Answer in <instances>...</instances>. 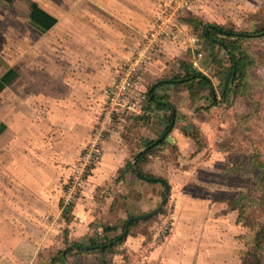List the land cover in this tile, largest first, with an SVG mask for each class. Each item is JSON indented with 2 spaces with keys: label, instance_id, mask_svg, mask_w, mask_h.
<instances>
[{
  "label": "crops",
  "instance_id": "0c3cea01",
  "mask_svg": "<svg viewBox=\"0 0 264 264\" xmlns=\"http://www.w3.org/2000/svg\"><path fill=\"white\" fill-rule=\"evenodd\" d=\"M169 2L0 0V161L4 162V171H10L28 194L48 201L53 214L46 208V216L52 220L44 224L43 242L55 241L54 231L61 214L57 204L65 196L62 188L74 158L85 148L104 115L107 92L117 73L152 30L154 19L163 9L169 12L171 25L185 27V23L172 17L175 7ZM21 6L27 12L26 19L21 18L20 11L14 13ZM21 21L44 37L29 35L26 48H21V40L16 39L10 49L5 42H10L8 35L15 30L13 24ZM214 45L217 44L209 40L208 50H214ZM189 51L193 55L195 50ZM185 52L182 34L175 41L167 39L141 72L134 90L171 96V106L178 113L172 114L169 132L165 133L160 125L159 115L155 117L150 111L155 103L148 102L141 113L145 118L137 116L136 121L117 115L119 121L101 141L102 156L90 167L82 193L70 201L69 221H63L60 215L69 241H82L92 236L93 230L102 232L97 217L108 219L109 225L115 227L111 223L155 212L167 186L164 209L170 207L172 211L170 234L162 243L152 245L156 221L142 234L138 230L127 233L130 228H138V224L128 226L121 242L126 258L114 253L109 264H224L225 260H235L236 253L241 260L246 250L243 235L249 228L238 222V209L231 205L242 193L241 185L232 181L237 174L225 172L227 166L234 165L231 153L212 146L214 134L208 119H204L206 114H189L191 98L178 97L182 94L176 92L173 79L165 77L174 70L169 62ZM200 101L198 105H204L203 99ZM230 103L226 99L224 108ZM185 123L202 130L208 136L207 145L199 148L194 137L184 134L181 125ZM123 124L128 133L121 130ZM160 137L163 142L144 153L145 144ZM134 154L133 167L125 171L124 181L120 178V183L130 181L136 186L134 194L127 195L110 214L106 211L112 197L109 195L98 204L93 192L104 183L113 185L111 180L117 179V172L127 167ZM135 164L141 173L163 181L139 178ZM113 186L117 189L118 183L115 181ZM130 187L126 185V191ZM148 189L153 193L148 195ZM115 228L111 232L117 233L118 227ZM48 233L52 236L47 237Z\"/></svg>",
  "mask_w": 264,
  "mask_h": 264
},
{
  "label": "rangeland",
  "instance_id": "374dc122",
  "mask_svg": "<svg viewBox=\"0 0 264 264\" xmlns=\"http://www.w3.org/2000/svg\"><path fill=\"white\" fill-rule=\"evenodd\" d=\"M168 1H170L169 3L172 7H175L172 12V17L185 23V27H180V25H178L179 27H175L169 23L164 29H161V33L156 35L159 39V42L157 43L159 46L151 52V60L149 63L155 58L159 48L167 39L175 41V37L179 33L182 34L184 48L187 50V53L185 52L181 56L175 58L174 61L171 60L169 62V65L172 66L174 70L165 77L171 79L185 78L186 66H190L193 70L208 77L212 86V88L207 85L202 86L197 80L175 83L174 86L176 92L178 95L182 94L178 97L188 96L191 98L188 113L192 115L201 113L206 114L207 118L204 119H208L207 123L209 129H211L214 134L212 146L220 151H230V160L231 162H234L233 164L246 165L248 158L251 155H256L259 160L264 162V0H187L186 6L182 0ZM23 10L24 7L21 6V9L14 10V13L20 11L22 15L21 18L26 19L25 16L27 15V12H24L25 10ZM160 15L169 16L170 14L163 9L160 12ZM22 21L21 24H13L15 30L11 33L12 35H8L10 42H5L6 47L10 46L11 49L13 42H16V39H20L22 42L21 48H26L28 47L27 39H29V35L32 37L33 34H36V37H44L42 33L38 31L34 32L32 28H29L26 24L28 22L27 20L26 23H23ZM154 21L155 25L152 30L146 34V38L150 36L151 32L154 34H158L159 32L157 27L159 24L158 18L156 17ZM214 25H220L223 28L234 32L252 35L251 37H246L237 42L242 50L248 55L250 62L247 67V85L245 89L246 91L249 89V91L244 95L238 94L239 92L236 86L237 81L235 80L233 83H230L231 87L228 91L227 101H231V103L228 104L229 107L227 108H224V101L226 99L224 100L222 93L231 71L230 55L218 44L214 45V50H208L207 44L209 43V39L204 35V32H208V30L212 29ZM16 28L20 31L16 30ZM190 36H194V38L197 39V49H195V51L193 50V55L189 51V49L192 50ZM23 40L26 43H23ZM225 41L229 46L233 45L232 39L226 38ZM38 46L42 48L43 45ZM198 53H201L202 55L200 58H197ZM140 74L141 72L138 74V79ZM154 95L158 100L167 104L161 105L160 107L155 104L150 109V111L156 115L155 117L159 115L157 118L160 119V125L165 129L170 114H173L174 112L178 113V111L175 107L171 106V102L169 101L171 98L170 95L166 93ZM183 99L184 98L181 100L182 102ZM201 99H203L202 103L204 102V105L202 106L198 105L201 102ZM177 102H179V100H177ZM209 107H212V109L208 110ZM145 109L146 108H144L143 111ZM121 116H123V119H133L135 121L138 120L139 117L145 118L141 113L130 116L121 114ZM221 116L226 119L223 123L219 122V120L222 119ZM179 117L180 119H183L184 122L186 121V118H184V116L182 117L181 114ZM115 118L117 119L116 121ZM118 121V117H113L108 129L111 130L113 124L118 123ZM184 122L181 121L180 123L183 124ZM120 127L123 132H129L127 126L124 124ZM181 129H187L188 133L196 136L195 140L197 141L196 143L199 148L207 145L208 136L194 125L185 123V125H181ZM107 132L103 135L102 140L107 138L105 136L107 135ZM91 140L92 135L85 148L74 158L73 164L84 154ZM101 148L102 143H100V150L102 153ZM135 155L136 154L131 157L127 167L122 168L117 172V179L111 180L113 185L115 181L118 183L117 189L113 188V185L104 183L96 187L93 192V198L98 204H101L105 197L109 195V197H112V200L110 201L111 205L106 211L110 214L114 213L115 208L121 200L127 198V195L134 194L133 190L136 188L135 185L130 184V181H128L127 184L126 182H121V184L120 181L125 180V171H128V169L133 167ZM3 166L4 162L0 161V264H60L59 262L54 263L52 260H55L58 253L66 249L67 244L71 243V241H69L71 239L68 238L67 230H62L64 225L61 224L60 215L62 214L63 217H61L63 218V221H69L70 201H74V199L82 193L84 179L87 177L90 168H87L85 176L81 179L79 185H76V188H71L72 177L70 173L66 184L62 188V192L65 196H63L59 204H57L61 209V214L57 219L60 223H56L57 225L54 231L55 241L50 239L51 241L43 242L42 240L46 237V233L42 232L44 230V224L47 222L50 223L52 220V218L50 220V217L47 218L46 216V212H48L46 208H49L47 206L48 201L45 197L38 199L31 194H28L25 190L26 188H24L18 180L12 176L10 171H4ZM135 166L137 167V164H135ZM138 171L140 172V169ZM221 171L224 173V168ZM232 174H237L232 181L235 184L241 185V192L248 195V197L254 201L248 205V218L246 217L245 220L250 221L252 227L256 226L257 222L261 219L260 216L264 215V186L260 187L258 185L252 172L243 173V171L239 170ZM120 178L122 180H120ZM126 185L127 187H130L131 185L130 188L132 192L131 190L126 191ZM127 190H129V188H127ZM146 193L148 195L153 193L152 189H148ZM164 198L165 190L161 192L158 208L161 206ZM165 205L166 203L162 206L158 214L149 217L150 219H148L147 222L145 220L139 222L137 226L139 229L130 228L127 233H129V231L131 233L132 230H138L141 234L147 232L148 226L152 225L155 221L158 222L159 214L162 216L163 213H165ZM49 211L53 214L51 208H49ZM97 222L102 225V232L97 233V231L93 230V235L89 237H93L94 240L98 242H101V234L103 235L104 240L112 239V236L121 233L125 234L123 231L124 220L111 223L112 225L114 224L116 228L118 227L116 230L117 233L111 232L115 227L109 225L111 221H108V219L97 217ZM248 232L245 235H247ZM245 235H243V237H245ZM48 236L52 235L48 233L47 237ZM234 238L237 239L236 236H234ZM125 252L126 249L122 248L121 243L117 248H113L111 251H106L103 254L97 251L93 253H85L83 255L72 253L64 260H66V264H81V262L85 264H99V260L108 264L109 260L114 259V253H118V256H120L119 258L123 259L124 257L126 258ZM238 255L239 254L236 253L235 260H225L224 264H241ZM262 264H264V260H262Z\"/></svg>",
  "mask_w": 264,
  "mask_h": 264
},
{
  "label": "trees",
  "instance_id": "16d2710c",
  "mask_svg": "<svg viewBox=\"0 0 264 264\" xmlns=\"http://www.w3.org/2000/svg\"><path fill=\"white\" fill-rule=\"evenodd\" d=\"M204 35L213 43L218 44L220 47H222L226 53L230 55L231 60V71L228 75L227 83L223 91V97L224 100L228 98V91L230 89V83H233L235 80L237 81L236 86L238 90V94H246L249 89H246L247 85V67L249 66V58L248 55L242 50V48L237 44L240 40L251 37V34L246 33H239L234 32L232 30H228L223 28L220 25H214L212 29L208 30V32H204ZM226 38L232 39V46H229L227 42L225 41ZM192 80H197V82L202 86H211L210 80L208 77H206L204 74L197 72L190 68V66H186V74L185 78L182 79H173L172 82L179 83L183 81L191 82ZM148 102L149 103H155L156 106L160 107L161 105H167L164 102H161L156 98L153 91L151 94L148 95ZM172 121V113L170 114V118L168 120L167 126L165 128V133L169 132V129L172 127L171 125ZM184 134L191 135L188 133L187 129H183ZM163 142V138L160 137L156 140H151L145 144L144 153H147L149 151H152L157 145L161 144ZM141 156V154H139ZM129 164V163H128ZM243 171V173L246 172H252L255 176V180L258 183V185L264 186V162L258 159L256 155L250 156L248 158L247 164H234L232 166H227L225 169L226 173H235L236 171ZM136 175L139 178L145 179L147 181L152 182H158L163 181L161 178L153 177L150 175L143 174L136 170ZM254 202L252 199L248 197L245 193H241L238 198L231 204L233 208H237L239 215H238V222H241L242 225L249 228V232L245 237V245L246 250L242 252L241 255V264H262V260H264V215L260 216V220L258 218V222L256 226H251L250 221L245 220L247 215V208L250 203ZM248 218V217H247ZM143 219V218H142ZM150 218L143 219L147 221ZM130 220L128 218L124 224H123V231L125 229L126 222ZM140 219H132L129 222L128 226H133L138 224ZM125 234L121 233L119 235L114 236L112 239L109 240H102L101 242H98L94 240L93 237H86L82 241H73L71 242L70 246L66 249L60 251L58 253V256L55 260H52V262L56 263L59 262L60 264H66V260L70 254L75 253L78 255H83L85 253H93V252H99V253H105L106 251H111L114 247L117 246V244L121 243L124 240ZM99 264H105L101 260L98 261ZM81 264H85L82 263ZM93 264V263H92ZM109 264V263H108Z\"/></svg>",
  "mask_w": 264,
  "mask_h": 264
},
{
  "label": "built area",
  "instance_id": "2783aa9c",
  "mask_svg": "<svg viewBox=\"0 0 264 264\" xmlns=\"http://www.w3.org/2000/svg\"><path fill=\"white\" fill-rule=\"evenodd\" d=\"M182 1L186 6L187 0ZM158 21V34L151 32L148 38H144V42L134 52L131 58L121 67L112 86L108 90L105 100L106 107L104 115L99 120L93 131L92 140L89 142L87 146L88 148L72 166L71 188H76V185H79V182L85 176L87 168L95 165L100 160L102 156L100 143L103 135L108 130V126L111 125L110 121L112 118L121 114H140L148 103V93L146 91L134 93V90H136L139 84L138 74L146 68L147 64L151 60V52L159 46L157 44L159 39L156 35H159L161 33V29H164V27L170 23L169 17L166 15H159ZM190 37L191 48L192 50H195L197 46V39L194 38V36ZM201 56V53L197 54V58H200ZM172 226V211L170 207H166L165 213H163L157 222L152 239V245L162 243L170 234Z\"/></svg>",
  "mask_w": 264,
  "mask_h": 264
},
{
  "label": "water",
  "instance_id": "95a60500",
  "mask_svg": "<svg viewBox=\"0 0 264 264\" xmlns=\"http://www.w3.org/2000/svg\"><path fill=\"white\" fill-rule=\"evenodd\" d=\"M206 32H207V31H206ZM168 194H169V188L166 186V190H165V198H164V200H163L161 206H160L155 212H152V213H150V214H146V215H144V216H142V217L132 218V219L149 218V217H152L153 215L158 214V213L160 212L162 206L166 203V200H167ZM132 219H130V220H128V221L126 222V224H125V231L127 230L128 225H129V222H130Z\"/></svg>",
  "mask_w": 264,
  "mask_h": 264
}]
</instances>
